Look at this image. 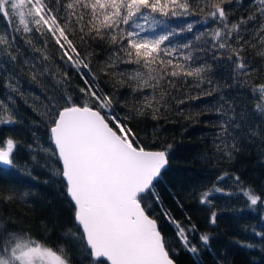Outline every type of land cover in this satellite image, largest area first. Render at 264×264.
<instances>
[{"label": "trees", "instance_id": "16d2710c", "mask_svg": "<svg viewBox=\"0 0 264 264\" xmlns=\"http://www.w3.org/2000/svg\"><path fill=\"white\" fill-rule=\"evenodd\" d=\"M224 7L229 25L241 19L248 21L240 25L243 39L237 43L234 33L229 41L233 48L243 47L240 56L248 74L236 75L235 55L228 59V51L211 49L210 33L218 26L215 22L204 23L201 16L189 17V22H200L192 33H182L172 43L183 44L203 33L200 43L209 41L203 44L208 51H195L194 55L199 57L198 64L209 67L206 81L201 87H194V78L189 77L187 83L171 88L165 100L168 106L160 108L156 119L152 118L151 109L142 116L135 111L142 106L144 95L152 92L147 88L133 92L134 82L128 81L127 75L137 66L118 63L114 68L106 67L116 45L107 38L85 37L82 41L78 26L77 35L69 34L81 58L95 73V84L113 98V111L120 117L131 116L124 123L139 143L147 150L172 146L168 167L155 182L159 203L149 195L145 204L151 205L148 215L156 219L169 255L177 264H264V237L257 235L264 232V113L256 107L264 101L258 92L253 93L257 85L264 84V56L257 54L264 45L259 36L254 38L264 17L258 11L259 0H232ZM253 13L255 19L249 21ZM16 23L14 19L13 24ZM5 33L10 40L15 36L10 51L16 59L0 57V101L8 105L15 123L0 124V142L8 138L16 142V167L10 177L0 175V223L6 231L29 233L54 249L65 247L70 264H91L82 241L66 235L69 229L77 231L74 205L67 196L65 181L55 174L62 168L61 163L51 151L44 150L54 148L50 116L46 114L49 106L62 108L66 94L82 103L84 94L80 88L86 85L67 57L62 59L63 51L50 34H25L22 29L13 32L8 22L0 18V34ZM44 55L49 58L45 60ZM89 68L81 65V72L88 73ZM121 79L123 84L119 83ZM9 83L18 85V89L12 91ZM202 91L211 94H201ZM196 96L199 98H191ZM180 99L184 103H178ZM226 152L231 153V158ZM214 185L221 191H213L208 197L210 203L201 204L202 193ZM10 190L18 195L6 201L3 194ZM243 190H251L261 197V202L250 205ZM23 193L28 195L21 200ZM213 212L215 224L211 223ZM168 216L185 229L189 244L196 246L197 253L184 246ZM202 234L209 236L207 246L200 240Z\"/></svg>", "mask_w": 264, "mask_h": 264}, {"label": "snow or ice", "instance_id": "6c2138e0", "mask_svg": "<svg viewBox=\"0 0 264 264\" xmlns=\"http://www.w3.org/2000/svg\"><path fill=\"white\" fill-rule=\"evenodd\" d=\"M226 3L231 4L232 0H0V18L8 22L13 32L22 29L25 34H50L63 51L62 59L67 57L86 85L80 88L84 94L82 103L78 104L66 94L62 108L56 104L49 106L46 114L50 116V140L54 148L44 150L51 151L62 164L55 174L66 182L67 196L74 205L77 231L69 229L66 235L82 241L91 264H173L156 219L148 215L151 205L145 204L149 195L159 203L154 182L161 178L172 146L147 150L139 143L133 130L124 123L131 116L120 117L113 111V98L95 84V73L81 58L69 34L77 35L78 26L82 33L80 40L107 38L116 45L106 67L114 68L118 63L137 66L127 75V80L134 82L133 92H143L146 88L152 92L144 95L142 106L135 111L142 116L146 109H151L152 118L156 119L160 108L168 106L165 100L171 88L187 83L189 77L194 78V87H201L206 81L209 67L206 63L198 64L199 57L194 55L195 51H208L203 44L209 41L200 43L203 33L195 34L194 40L183 44L172 43L174 37L192 33L194 25L200 22H189V17L201 16L204 23L215 22L218 26L210 33L211 49L228 51V59L235 55L236 75L248 74L240 56L243 47L236 49L229 43L234 33L237 43L243 39L240 25L248 21L241 19L229 25ZM259 5V14L264 17V0H259ZM14 19L18 23L13 24ZM174 19L178 23L172 24ZM253 19L255 13L248 17L249 21ZM261 33H264V23L254 34L264 45ZM14 41L15 36L10 40L8 34H0V57L7 55L16 59L10 51ZM257 54L264 56V49ZM48 58L44 55L45 60ZM81 65L89 68V72H81ZM113 75L123 76V73ZM8 87L12 91L18 89V85L11 83ZM256 92L264 101V84L257 85L253 89V93ZM177 102L184 103V99ZM256 107L264 113V104ZM14 123L8 105L0 101V124ZM15 148L16 142L11 138L0 142V175H12L16 167ZM226 155L231 158V153L226 152ZM213 191L221 189L214 185L213 189L202 193L200 203H210L208 197ZM3 195L8 201L18 194L10 190ZM27 195L23 193L19 198L24 200ZM243 195L252 206L261 202V197L251 190H243ZM168 219L175 224L177 235L188 251L197 253L196 246L189 244L185 229L170 216ZM211 223H216L215 212ZM257 235L264 237V232ZM200 240L207 246L209 236L202 234ZM0 264H70V260L65 247L54 249L29 233L6 231L0 223Z\"/></svg>", "mask_w": 264, "mask_h": 264}, {"label": "water", "instance_id": "95a60500", "mask_svg": "<svg viewBox=\"0 0 264 264\" xmlns=\"http://www.w3.org/2000/svg\"><path fill=\"white\" fill-rule=\"evenodd\" d=\"M54 146V145H53ZM61 167H62V164H61ZM167 167H168V164L166 165V168L164 169V170H162V173H161V175L163 174V172L167 169ZM66 183V182H65ZM155 183V182H154ZM70 199V198H69ZM152 218V217H151ZM157 226H158V224H157ZM158 229H159V227H158ZM160 230V229H159ZM163 236V235H162ZM170 258H171V256H170ZM172 259V258H171ZM173 260V264H177L175 261H174V259H172Z\"/></svg>", "mask_w": 264, "mask_h": 264}]
</instances>
